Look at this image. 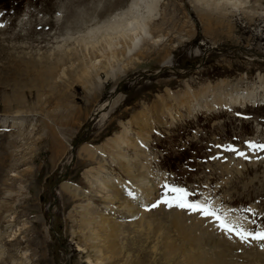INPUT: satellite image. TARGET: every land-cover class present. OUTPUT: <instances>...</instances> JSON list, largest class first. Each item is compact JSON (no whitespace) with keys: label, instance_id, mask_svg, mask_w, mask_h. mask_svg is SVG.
Here are the masks:
<instances>
[{"label":"rangeland","instance_id":"1","mask_svg":"<svg viewBox=\"0 0 264 264\" xmlns=\"http://www.w3.org/2000/svg\"><path fill=\"white\" fill-rule=\"evenodd\" d=\"M146 15L151 40L106 50L110 20ZM263 98L264 0H0V264H264V241L163 203L264 230ZM101 213L118 224L92 233Z\"/></svg>","mask_w":264,"mask_h":264},{"label":"bare ground","instance_id":"2","mask_svg":"<svg viewBox=\"0 0 264 264\" xmlns=\"http://www.w3.org/2000/svg\"><path fill=\"white\" fill-rule=\"evenodd\" d=\"M206 5V4H205ZM204 5V6H205ZM208 6V5H207ZM203 7V5H202ZM204 8V7H203ZM149 12L148 13H153V10H154V5L152 3V5L149 7ZM122 14H120L121 16ZM120 16H117L114 20H110L111 21V26L109 27V30H107L105 33H104V38L102 39V41H104L107 45H106V50H109V52L113 51V55L114 56H118L120 57V55H124V57H127L128 54L130 52H132L131 48H130V44L133 46V48H136L140 42L144 41L145 39H149L151 40L152 37H151V33L149 32L148 30V25L151 21V15H146V16H141V18L143 20L141 21H136L134 19H127V20H124L123 18H121ZM132 20V22H131ZM85 42V41H84ZM85 46H86V51L87 50H90V49H95L97 45L100 44V42L98 41V39H95L93 40L92 42L91 41H87L84 43ZM123 44V45H122ZM124 47V51H121V46ZM129 46V47H127ZM128 48V50H127ZM139 48V47H137ZM102 50V49H101ZM67 53V52H66ZM68 54V53H67ZM71 56V55H70ZM73 56V55H72ZM123 57V56H122ZM99 61H97L98 63ZM111 75V73H109ZM108 77V76H107ZM110 78V77H109ZM228 86V84H225V83H220L216 86H208L207 88H204V92H207V91H211L214 89L215 90H226L225 87ZM228 90V89H227ZM230 91V90H229ZM235 91V90H234ZM233 92V91H232ZM213 93V92H212ZM214 94V93H213ZM201 95V94H200ZM222 95V94H221ZM233 95V94H232ZM241 95V94H240ZM199 96V95H198ZM198 96H195L197 99H198ZM226 96V95H225ZM242 96V95H241ZM233 97V96H231ZM230 97V98H231ZM210 98V97H209ZM222 98V96L220 97V99ZM229 99V97H228ZM236 99V98H235ZM238 99H241V97L238 96ZM262 102H264V98L261 99ZM193 99L192 97L190 98V102H192ZM217 101V100H216ZM255 101V100H253ZM204 102H208V101H204ZM203 102V103H204ZM253 103V102H251ZM196 104V103H195ZM254 104V103H253ZM106 105V104H105ZM104 105V106H105ZM213 103H211L210 105L208 104V107L212 106ZM195 109H196V105H192ZM204 107V106H203ZM201 108V107H200ZM189 109H192V108H189ZM203 109V108H202ZM104 110V109H103ZM213 110V109H212ZM168 111V109H167ZM170 113V111H168ZM167 113V112H166ZM168 114V113H167ZM172 114V113H171ZM162 117V115L160 116ZM172 117V116H171ZM145 124H147V120L144 122ZM126 131V130H125ZM129 133V130H127V132L125 134H128ZM122 139V138H121ZM125 139V138H124ZM124 139L123 142H124ZM125 143H130L131 145L135 146L136 142L134 141H129L128 142H125ZM117 145H119V143H115L113 145V147L115 148H119ZM84 153H87L85 156L89 159V160H92L94 158L91 157V155L89 154V148L88 147H84L83 150H82ZM124 159H127L125 156H124ZM122 162V161H121ZM127 175L130 176V178L132 177V171L131 169H128L126 168L125 171H124ZM118 185H108V180L107 182H102L101 185H99L98 189H97V192L100 194V197H102L105 201L109 202V203H113L115 200H118L120 201L122 198L117 196V194H111L113 193V191H111L112 189H115L117 188ZM63 190L66 192V193H69L71 195H76V191H74V188L70 187V186H67V185H64L63 186ZM111 191V193H110ZM117 191H119L117 189ZM151 194V192L149 193ZM148 196V195H147ZM126 200L124 201L125 203H123V208L125 209V212L129 213L131 216H136L137 213L140 212V210L137 208L139 206H136L134 207L133 205H128L126 203H128V201H130L129 199V193L126 194ZM142 197V196H141ZM149 198V197H148ZM142 202V198H138L137 201L134 203V205H137V204H141ZM110 207V206H109ZM109 207L108 206H105V209L106 211L109 210ZM141 208V207H140ZM110 211V210H109ZM89 212V211H88ZM112 212V211H111ZM107 214V213H106ZM88 216V220L86 221L87 223V226H88V229L89 231H91L92 233L95 232V229L96 227H94V225H99L98 223H104L105 225V229L107 228H113L114 229V225L118 224L117 221H114V222H110L111 219H109L108 217H103L104 215L101 213V214H98V216H92L90 217V214L87 215ZM114 223V224H113ZM102 225V226H104Z\"/></svg>","mask_w":264,"mask_h":264},{"label":"snow or ice","instance_id":"3","mask_svg":"<svg viewBox=\"0 0 264 264\" xmlns=\"http://www.w3.org/2000/svg\"><path fill=\"white\" fill-rule=\"evenodd\" d=\"M251 148H258L264 149V145H254L249 144ZM230 151L238 152L235 148H230ZM238 155L245 156V153L238 152ZM171 193H175L176 196L172 200L165 199L163 200L164 204H167L169 207L176 206L181 209H186L188 211L194 213H200L202 216L208 218H214L217 222H219L220 228L224 230L226 233H234L240 240L242 241H249V240H256V241H264V230L257 231V232H250L246 231L243 228H237L234 225L230 224L224 217L218 213L216 210L211 208L207 204H199L190 201L188 198L191 193H189L186 189L172 187L169 189ZM155 206V205H154Z\"/></svg>","mask_w":264,"mask_h":264}]
</instances>
